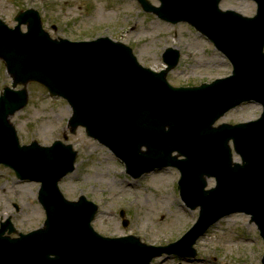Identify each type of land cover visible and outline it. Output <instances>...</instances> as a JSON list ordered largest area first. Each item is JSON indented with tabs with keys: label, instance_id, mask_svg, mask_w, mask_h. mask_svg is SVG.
I'll list each match as a JSON object with an SVG mask.
<instances>
[{
	"label": "water",
	"instance_id": "obj_1",
	"mask_svg": "<svg viewBox=\"0 0 264 264\" xmlns=\"http://www.w3.org/2000/svg\"><path fill=\"white\" fill-rule=\"evenodd\" d=\"M158 1L154 7L137 0L144 12L171 24L187 23L204 36L230 62L229 77L174 88L166 76L178 64L176 50L163 54L167 68L154 73L137 63L130 48L108 38L52 40L34 10L18 13L13 29L0 20V60L12 80V89L0 95V166L20 181L41 184L38 201L46 215L42 228L18 238L10 237L16 232L9 220L0 224V264H151L163 254L192 258L197 240L235 213L250 215L264 241V0H252L253 18L221 11L222 0ZM30 83L64 98L72 109L69 132L84 127L133 178L177 168L182 201L199 208L192 228L166 247L95 233L97 206L83 196L68 202L58 189L74 170L77 153L59 141L51 147L19 144L10 118L27 105ZM18 85L23 88L14 91ZM251 102L263 108L258 121L213 128L226 112ZM230 142L242 164H232ZM207 178L216 180L214 188L205 189Z\"/></svg>",
	"mask_w": 264,
	"mask_h": 264
},
{
	"label": "rangeland",
	"instance_id": "obj_2",
	"mask_svg": "<svg viewBox=\"0 0 264 264\" xmlns=\"http://www.w3.org/2000/svg\"><path fill=\"white\" fill-rule=\"evenodd\" d=\"M148 1L159 6L157 0ZM220 7L247 17L256 12V5L248 0H225ZM29 9L39 13L43 29L51 38L76 42L109 37L130 47L139 64L153 71L164 69V52L178 51L180 61L167 75L173 86L210 84L231 73L228 61L189 25H172L144 13L136 0H0V19L13 28L15 16ZM5 86H11V80L0 62V92ZM28 92V105L11 119L20 144L36 141L51 146L67 133L65 143L78 154L75 171L59 183V188L68 201L83 195L99 206L92 223L96 233L108 238L134 236L147 245L163 247L180 240L195 224L199 211L189 210L181 202L176 188L177 170L169 168L131 179L123 164L88 138L82 128L69 135L66 125L71 111L67 103L51 99L35 84L28 85ZM260 114V106L245 104L228 112L217 124H245ZM16 182L11 170L0 167V222L11 218L15 229L26 234L38 229L45 219L37 202L39 184ZM207 183L208 190L214 187V180ZM194 249L197 255L193 263L157 258L153 264H262L264 257V243L255 225L243 214L218 222Z\"/></svg>",
	"mask_w": 264,
	"mask_h": 264
}]
</instances>
